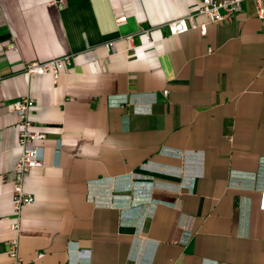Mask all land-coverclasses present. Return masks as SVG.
Wrapping results in <instances>:
<instances>
[{
	"label": "crops",
	"instance_id": "obj_1",
	"mask_svg": "<svg viewBox=\"0 0 264 264\" xmlns=\"http://www.w3.org/2000/svg\"><path fill=\"white\" fill-rule=\"evenodd\" d=\"M199 1L0 0V264L21 95L45 135L23 180L24 264H264V18L245 0L230 23L171 34ZM65 53L57 81L24 76Z\"/></svg>",
	"mask_w": 264,
	"mask_h": 264
},
{
	"label": "built area",
	"instance_id": "obj_2",
	"mask_svg": "<svg viewBox=\"0 0 264 264\" xmlns=\"http://www.w3.org/2000/svg\"><path fill=\"white\" fill-rule=\"evenodd\" d=\"M245 0H200L195 9L189 13L169 19L165 25L168 26L170 33L173 35L185 32L192 28L199 29L200 33H205V23H197L195 17L204 15L209 22H219L226 20L232 22L234 14L240 9V4ZM255 4V12L259 18H264V0H253ZM125 16H120L117 21H122ZM138 33H130L125 35V39L133 44L135 36ZM139 34L144 35L148 41H152V28L143 29ZM107 49H114V41L105 43ZM73 54L65 53L60 56L51 57L44 60L28 61L24 65V76L28 79L30 75L50 74L54 81H57L59 73L62 69L69 66L72 61ZM163 94H167V89L162 90ZM34 105L33 99L28 95H21L13 103V109L17 115V139L16 145L19 154L14 162L12 169V210L14 219L10 224L15 235L7 241V255L9 261L3 264H24L18 251V234L20 228V210L23 205L30 204L34 200L31 193L23 189L24 176L34 167L42 165L43 147L36 141L44 138V133L32 128L29 118L30 108ZM55 153H58L59 143L56 145ZM43 253H38L37 257H41ZM202 264H226L217 261H204Z\"/></svg>",
	"mask_w": 264,
	"mask_h": 264
}]
</instances>
